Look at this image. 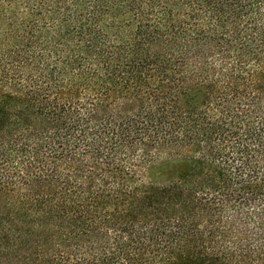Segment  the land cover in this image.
<instances>
[{
	"label": "trees",
	"instance_id": "trees-1",
	"mask_svg": "<svg viewBox=\"0 0 264 264\" xmlns=\"http://www.w3.org/2000/svg\"><path fill=\"white\" fill-rule=\"evenodd\" d=\"M0 264H264V0H0Z\"/></svg>",
	"mask_w": 264,
	"mask_h": 264
},
{
	"label": "rangeland",
	"instance_id": "rangeland-1",
	"mask_svg": "<svg viewBox=\"0 0 264 264\" xmlns=\"http://www.w3.org/2000/svg\"><path fill=\"white\" fill-rule=\"evenodd\" d=\"M165 158H166V157H165V156H163V157H162V160H164ZM162 160H161V161H162ZM143 173H144V172H143ZM145 174H146V172H145Z\"/></svg>",
	"mask_w": 264,
	"mask_h": 264
}]
</instances>
